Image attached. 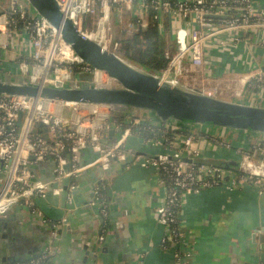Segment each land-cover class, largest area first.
Wrapping results in <instances>:
<instances>
[{
	"label": "built area",
	"instance_id": "2783aa9c",
	"mask_svg": "<svg viewBox=\"0 0 264 264\" xmlns=\"http://www.w3.org/2000/svg\"><path fill=\"white\" fill-rule=\"evenodd\" d=\"M56 1L84 35L116 55L120 37L113 28V16L116 14L120 21L127 17L125 31L129 36L137 18L153 14L166 39L169 59L156 77L177 86L181 77L192 70L200 72L206 82L221 81L225 73L217 66L214 52H229L239 44L264 49V0ZM85 20L94 21L95 29L86 28ZM209 55L212 60L208 62ZM3 57L13 70L10 74L0 69V74L10 79L18 76L27 83L78 86L72 69L78 64V75L91 74L94 85L116 84L106 73L84 64L26 0H10L5 9L0 5V61ZM242 76L248 87L264 93L263 66ZM122 117L118 120L107 106L0 95V217L18 207L43 216L41 204L61 197H65L69 210L77 180L93 171L96 184L89 206L98 209L97 216L103 221L111 220L114 204L108 192L110 170L115 163L124 172L140 167L158 176L165 195L156 211V222L175 242V264H185L192 250L180 231V209L190 197L211 189L236 192L246 184L261 189L264 161H257L248 149L236 147L234 143L240 141L232 137L197 131L183 134L179 123L156 121L141 110ZM147 121L150 135L143 138L138 129ZM260 138L256 145L259 150L264 148V134ZM209 147L234 151L240 157L239 163L231 169L198 164ZM145 149L156 153H145ZM86 151L93 156L90 160L83 158ZM41 164L50 165V179L43 178ZM66 222V218L57 223L48 221L54 232ZM99 241H105L104 235ZM167 242L163 240L164 246ZM54 254L48 248L22 264H47Z\"/></svg>",
	"mask_w": 264,
	"mask_h": 264
},
{
	"label": "crops",
	"instance_id": "0c3cea01",
	"mask_svg": "<svg viewBox=\"0 0 264 264\" xmlns=\"http://www.w3.org/2000/svg\"><path fill=\"white\" fill-rule=\"evenodd\" d=\"M0 5L5 9L10 0H0ZM209 56L208 62L212 60ZM213 56L225 73L221 81L206 82L200 72L192 70L181 77L179 87L209 91L207 95L228 102L264 107V93L258 88L250 89L242 76L256 66L264 67V49L239 44L232 51L219 50ZM0 69L10 71L13 67L3 57ZM191 131L232 137L233 141H240L234 145L244 150L261 142L260 133L210 126L192 127ZM256 151L253 157L264 161V148ZM144 152L153 154L156 150ZM83 158L90 160L91 152H84ZM203 160L236 166L240 157L234 151L209 147ZM39 171L44 179L51 178L50 165L41 164ZM95 176L92 171L77 180L69 210L65 197H61L41 204L43 216L18 207L8 216L0 217V264H22L48 248L55 251L49 264H175V242L156 222V211L165 195L158 176L140 167L124 172L115 163L108 175L114 217L106 227L89 206ZM180 215L183 241L192 250L185 264H263L264 187L246 184L236 192L211 189L190 197L180 209ZM62 218L67 222L54 232L48 221L57 223ZM102 235L105 241L100 243Z\"/></svg>",
	"mask_w": 264,
	"mask_h": 264
},
{
	"label": "water",
	"instance_id": "95a60500",
	"mask_svg": "<svg viewBox=\"0 0 264 264\" xmlns=\"http://www.w3.org/2000/svg\"><path fill=\"white\" fill-rule=\"evenodd\" d=\"M26 1L38 16L60 33L65 44L84 64L106 73L116 86H96L89 73L80 75L81 83L78 86L16 83L9 76L0 74V95L107 106L115 114L141 110L161 122L174 121L179 125L212 126L264 134V107L228 102L164 82L84 35L60 10L56 0Z\"/></svg>",
	"mask_w": 264,
	"mask_h": 264
},
{
	"label": "trees",
	"instance_id": "16d2710c",
	"mask_svg": "<svg viewBox=\"0 0 264 264\" xmlns=\"http://www.w3.org/2000/svg\"><path fill=\"white\" fill-rule=\"evenodd\" d=\"M134 24L135 29L129 36L124 30L117 31L121 35V38L119 40L120 47L117 50V55L122 60L128 62L134 67L141 68L142 70L149 71L155 76H158L167 67L169 63V59L167 58L166 39L164 38V35L160 32L159 25L154 20L153 14L147 17L137 18ZM80 66L81 65L78 64L72 65L73 72L77 74L80 73ZM11 80L15 82L24 81L21 79H17V77L14 76L11 77ZM123 115L125 114L116 113V118L120 120L121 118H123ZM149 123V121L145 122L138 129L139 133L142 135L143 138H147L150 135L149 131L147 130V127H149ZM179 126V131L183 134L192 133V127H207L192 124H184ZM257 149L258 148L255 143L252 147H250L249 151L253 154L257 152ZM203 163L223 169H231L235 166H232V164L230 163H214L205 160H201L198 162V164ZM92 210H94L95 214L99 212L97 208H93ZM113 217L114 216L111 217V220ZM111 220L104 221V226L106 227L107 225H110Z\"/></svg>",
	"mask_w": 264,
	"mask_h": 264
},
{
	"label": "rangeland",
	"instance_id": "374dc122",
	"mask_svg": "<svg viewBox=\"0 0 264 264\" xmlns=\"http://www.w3.org/2000/svg\"><path fill=\"white\" fill-rule=\"evenodd\" d=\"M122 19H121V21L120 20H118L117 21V19H118V17H116L115 15L113 16V28L116 30V31H122V30H126L127 29V27H126V23L128 22V20H127V17L126 16H123V17H121ZM85 27L86 28H89L90 30H93V29H95V24H94V21L92 22L91 20H90V22H88V20H85ZM116 35L118 36V37H120L121 35L119 34V32H116ZM166 46H167V44H166ZM139 69H141V68H139ZM9 73L11 74L12 73V69L9 71ZM15 74H17V73H15ZM17 77V79L18 78H20V77H18V76H16ZM73 79H75V80H78V84H80L81 83V80H80V75H78L77 73H73ZM178 83L180 84V81H178ZM115 86H116V84H115ZM180 86V85H179ZM252 88H256V87H252ZM252 88H250V89H252ZM196 91H198V92H201V89L200 90H197L196 89ZM202 92H203V90H202ZM206 92H209V91H206Z\"/></svg>",
	"mask_w": 264,
	"mask_h": 264
},
{
	"label": "bare ground",
	"instance_id": "6f19581e",
	"mask_svg": "<svg viewBox=\"0 0 264 264\" xmlns=\"http://www.w3.org/2000/svg\"><path fill=\"white\" fill-rule=\"evenodd\" d=\"M67 45V44H66ZM67 47H69L68 45H67ZM70 48V47H69ZM71 49V48H70ZM68 52V51H67Z\"/></svg>",
	"mask_w": 264,
	"mask_h": 264
}]
</instances>
